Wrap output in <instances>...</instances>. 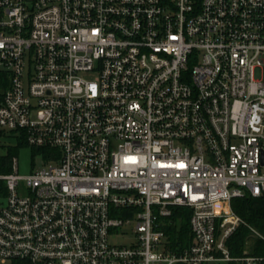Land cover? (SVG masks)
<instances>
[{
  "label": "built area",
  "instance_id": "built-area-1",
  "mask_svg": "<svg viewBox=\"0 0 264 264\" xmlns=\"http://www.w3.org/2000/svg\"><path fill=\"white\" fill-rule=\"evenodd\" d=\"M14 133L58 165L0 163V264H261L227 242L264 239L232 208L264 197V0H0V147Z\"/></svg>",
  "mask_w": 264,
  "mask_h": 264
},
{
  "label": "trees",
  "instance_id": "trees-1",
  "mask_svg": "<svg viewBox=\"0 0 264 264\" xmlns=\"http://www.w3.org/2000/svg\"><path fill=\"white\" fill-rule=\"evenodd\" d=\"M21 139L22 143H26L23 138ZM10 154L0 159V163H8L12 156ZM0 171L8 172L9 168H3ZM232 208L248 226L256 229L264 237V197L253 198L246 195L243 198L233 199ZM190 216V209L180 207L173 210L171 218L167 221L164 230L167 245L172 252H180L192 242ZM227 246L233 257H242L245 250L248 249L249 255L264 258V239L252 236L251 230L247 226H240L228 240ZM261 264H264V261Z\"/></svg>",
  "mask_w": 264,
  "mask_h": 264
},
{
  "label": "rangeland",
  "instance_id": "rangeland-1",
  "mask_svg": "<svg viewBox=\"0 0 264 264\" xmlns=\"http://www.w3.org/2000/svg\"><path fill=\"white\" fill-rule=\"evenodd\" d=\"M4 141V147H0V157L8 156L10 153V155L16 156L19 161V169L21 174H29L33 170H42L49 167L50 164L58 165V162L50 158V153L53 151L52 149H44L22 143V139L18 134L16 135V133L6 138ZM133 228V225L121 228L117 234L118 236H113L111 241L116 243L129 242V240H132L134 235ZM212 264L228 263L217 262Z\"/></svg>",
  "mask_w": 264,
  "mask_h": 264
}]
</instances>
